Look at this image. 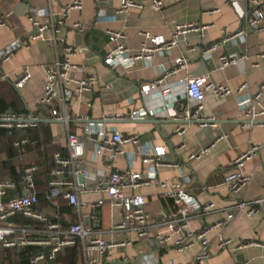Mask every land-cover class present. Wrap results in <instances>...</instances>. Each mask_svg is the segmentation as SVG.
Listing matches in <instances>:
<instances>
[{
	"label": "crops",
	"instance_id": "crops-1",
	"mask_svg": "<svg viewBox=\"0 0 264 264\" xmlns=\"http://www.w3.org/2000/svg\"><path fill=\"white\" fill-rule=\"evenodd\" d=\"M75 1H81L83 8L72 10L65 18L62 17V7ZM125 1L128 0H100L98 3L95 0H0V21L5 24L0 29V99L10 102L13 96H19L25 113L20 114L12 110L7 112L23 116L30 113L38 115L39 99L46 82V69L58 60L61 40H64L82 49L73 58V63L81 68L75 73V79L81 80L94 75L98 81L92 90L76 95L68 103L70 116L87 118L81 123L72 120L69 123L70 133L85 138L86 129L96 130L101 127L111 132L115 130L124 137H137L136 144L123 146L124 154L113 160V166L122 171L139 173L144 178L151 174L156 175L157 182H148L136 190L125 192L128 196L141 195L146 199L145 210L152 219L149 236L140 239L134 234L119 237L112 235L110 230L118 220L119 214H114L115 211L106 196H79L83 202L99 199L105 201L91 221L93 225L97 223L96 229L106 241H131L127 248L111 249L101 264H199L196 258L200 246L197 244L189 250L178 252L174 247L177 238L175 234L171 236L167 248L161 249L153 242V236L165 232L157 224L159 214L164 211L174 212L176 209L174 202L164 196V189L159 184L172 181L180 183L182 189L194 196L200 204L215 206L213 211L198 214L190 220L191 231L200 232L227 220L229 216L233 217L226 227L209 232V264H264V206L252 217H248L245 211L236 210L239 203L264 200V147L245 160L242 171L252 178L247 187L238 192H230L224 183L226 173L231 170L239 156L248 154L252 146L264 145V126L246 125L238 107L236 94L243 84L248 86L245 91L248 96L259 92L264 85V59L260 57L264 54V31L257 37L236 36L216 51L205 52L212 44L222 43L224 30L235 34L246 29L252 8L247 0H231L229 3L224 0H168L164 10L157 11L149 6L152 0H130L142 8L133 6L122 10V3ZM259 9L264 14V3ZM31 15L38 16L49 25L43 40L29 39L34 33ZM62 22L64 26H60ZM77 22L81 24L82 32L72 28ZM191 22L205 26V32H191L182 37L169 53L155 54L149 61L140 60L130 70L112 69L102 62L109 49L108 31L123 32L127 38L129 52L135 55L146 42L145 34L170 40L177 25ZM16 43L25 46L10 52L9 58L3 60L2 56ZM223 55L235 62L222 68L220 57ZM179 57L188 59V67L166 82L176 93L183 94V82L186 80L206 75H209L216 85L228 86L233 91L228 98H218L211 91L206 92L202 117L213 118L215 121L212 124H178L165 113L169 99L163 97L162 88L148 95L141 92V85L156 81ZM25 69L30 71L31 79L18 90L14 84ZM183 102L181 100L180 103ZM177 107L179 110L180 104ZM141 108L155 110L157 115L144 120L118 123L104 121L105 118L129 116ZM48 113L40 117L52 122H40L38 127L28 132L30 140L23 153V163L19 161L21 152L13 145L17 152L13 161L16 177L8 176V172L4 171L2 172L5 175L0 176V179L9 177L19 182L18 169L22 165H37L39 173L36 177V190L40 197L39 209L42 211H52L43 194L47 190L54 156L56 153H61L64 157L69 155L66 124L53 120L51 113ZM179 128L184 130V135L177 133ZM31 132L32 137H38L40 145L37 146L31 140ZM1 143L0 163L9 162ZM155 148H162L164 151L161 165L144 164L141 155L149 151L153 153ZM95 150V144L87 143L83 168L89 178L97 181L108 176L111 169L109 153L96 156ZM201 150L206 151L200 154ZM133 153L140 156L131 159ZM192 156L195 158L191 159ZM45 162L49 163L48 170L40 165ZM13 195V192L9 193V198ZM58 203L66 226L80 221L81 217L74 207L68 206L63 199ZM87 213L89 212L84 211L82 215ZM83 221L88 224L87 218ZM220 234L231 241L230 247L220 248ZM247 243H257L261 246L240 247ZM54 264H85L83 246L78 244L65 250Z\"/></svg>",
	"mask_w": 264,
	"mask_h": 264
},
{
	"label": "built area",
	"instance_id": "built-area-1",
	"mask_svg": "<svg viewBox=\"0 0 264 264\" xmlns=\"http://www.w3.org/2000/svg\"><path fill=\"white\" fill-rule=\"evenodd\" d=\"M61 1V0H57ZM97 3L100 0H95ZM168 0H152L149 6L157 11H162L166 7ZM229 3L231 0H224ZM252 8V14L247 21L246 29L239 30L235 34H230L226 30L223 32V41L220 44H212L206 49V53L216 51L226 41L236 36L257 37L264 31V14L260 7L264 0H247ZM137 6L130 0L122 3V10ZM83 3L75 1L72 4L62 7V17H66L72 10H81ZM218 12V11H216ZM30 21L34 26V33L29 37L31 41L43 40L44 33L48 29V23L42 21L38 16L31 15ZM5 24L0 21V29ZM64 26V23H60ZM72 28L82 32L80 23H74ZM206 27L198 22L181 24L175 27L173 36L170 40L164 38H155L145 34L146 42L143 44L138 54L132 55L127 46V38L123 32L108 31L109 49L102 62L112 69L123 68L130 70L137 65L140 60L149 61L155 54L169 53L182 37L191 32L203 34ZM250 30L251 32H249ZM59 32V29H57ZM250 33V34H249ZM62 47L58 60L55 64L46 69V82L43 87L41 98L39 99L38 110L40 113H30L27 116L5 112L0 114V130L19 132L18 138L14 141V148L21 152L19 161L23 163V153L29 144L28 132L39 126L42 118L49 114L55 121H62L66 124L67 141L69 155L64 157L61 153L54 156V164L49 174L47 190L44 192V198L49 203L52 211H42L39 209L40 197L36 190V177L39 173V167L35 164H25L18 169L20 173L19 182L5 177L0 179V251H11L17 255L33 250L30 254V264H54L60 254L65 250L74 248L78 244L83 246L85 255V264H101L105 255L113 248H127L131 241L128 239L119 242H108L97 231V223L93 225L95 213L100 209L105 201L102 199L93 202H83L79 199L80 194H103L111 203L114 214L118 212L119 218L111 228L112 235L126 236L134 234L140 239L149 236V228L152 222L151 216L145 210L146 199L141 195L128 196L126 190H136L148 182H157L155 174L144 178L141 174L129 171H122L113 166V160L123 155V146L129 143L136 144L137 137H124L119 132H112L101 127L99 129H86V136L81 137L70 133L69 123L75 120L79 123L87 118L70 116L68 112V103L76 95H81L86 91L92 90L97 84V77L92 75L81 80L75 79V73L81 70L78 65L73 63V58L77 55L79 47L66 43L61 40ZM25 46L16 43L2 57L3 60L9 58V53ZM264 59V54L260 56ZM235 60L226 55L220 57L221 67L225 68L234 63ZM189 61L185 57H179L174 61L173 66L164 70L162 76L156 81L141 85V92L148 95L150 92L162 88V95L169 101L165 106V113L174 122L181 124L183 122L199 121L213 123V118H203V103L205 94L211 91L218 98H228L233 91L225 85H216L209 75L186 80L183 82V94L176 93L166 82L171 77L180 74L188 67ZM31 79V73L25 69L23 74L15 82L16 89H22ZM74 87V88H73ZM247 84H243L236 92L238 97V107L246 120L248 127L254 125V122L264 121V85L259 92L253 95H245ZM183 100V103H180ZM178 104L180 109L178 110ZM157 112L152 109H138L129 116H117L116 118H105L104 121H127L144 120L153 118ZM46 120V119H43ZM102 124H100L101 126ZM264 126V125H259ZM179 135H184V130L178 129ZM87 143H93L96 146L95 155L100 156L105 152L109 153L110 174L97 181L92 180L86 174L83 168V158ZM264 147L263 144L252 146L248 154L239 156L233 163L230 171L224 178V183L230 192H238L247 187L252 178L243 173L245 160L254 155ZM206 150H201L204 153ZM164 154L162 148H155L153 153L146 152L141 155L144 164H160ZM140 156V155H139ZM137 153L131 155V159L139 157ZM195 158L192 156L191 159ZM80 178L82 181L80 182ZM84 178V180H83ZM149 180V181H148ZM164 189V196L175 204L174 212H161L158 217V226L165 230L153 236V242L159 248H167L171 241V236H177L174 247L178 252L191 249L196 244L200 246L196 261L199 264H209L211 258L209 232L213 229H221L232 221L229 216L227 220L219 222L211 228L200 232H194L189 229V222L196 215L207 214L215 209L213 204L202 205L198 200L186 193L180 183L160 182ZM14 195L9 198V193ZM63 199L67 205L74 207L79 215L78 223H71L69 226L64 224V216L60 211L58 201ZM264 206V200H254L242 202L236 205V210L245 211L248 217L259 213L260 207ZM84 211L89 213L82 215ZM84 218L88 219V224L84 223ZM18 219V221H15ZM13 220V221H12ZM219 245L221 249L230 247L231 241L219 235ZM261 246L257 243H247L240 247ZM240 264H249L248 262Z\"/></svg>",
	"mask_w": 264,
	"mask_h": 264
},
{
	"label": "trees",
	"instance_id": "trees-1",
	"mask_svg": "<svg viewBox=\"0 0 264 264\" xmlns=\"http://www.w3.org/2000/svg\"><path fill=\"white\" fill-rule=\"evenodd\" d=\"M7 110H12L16 113H25V109L22 105L21 99L19 96H13L10 102H6L3 99H0V114L7 112ZM35 132V131H34ZM19 132L13 131L12 134H9L8 131L0 130V143L5 148L9 162H1L0 163V176L5 175L2 171L8 172V176L16 177L15 167L13 165V161L17 156L16 150L13 148V142L17 139ZM31 140L35 142L38 146L40 142L38 141V137H32L31 132ZM38 143V144H37ZM40 153V152H39ZM41 154V153H40ZM42 167L45 170L49 169V163L45 162ZM52 165L50 166L51 169ZM19 180V179H18ZM33 250L28 249L26 252L22 254H15L11 251H0V264H30L29 258L30 254Z\"/></svg>",
	"mask_w": 264,
	"mask_h": 264
},
{
	"label": "water",
	"instance_id": "water-1",
	"mask_svg": "<svg viewBox=\"0 0 264 264\" xmlns=\"http://www.w3.org/2000/svg\"><path fill=\"white\" fill-rule=\"evenodd\" d=\"M41 123H50V122H52V121H47V120H41L40 121ZM119 121H113V123H118ZM193 122H196V123H198V124H200V125H204V123L203 122H199V121H193ZM185 123V122H184ZM206 124H209V123H206ZM212 124V123H211ZM254 125H264V121H257V122H254L253 123ZM82 181V179L80 178V182Z\"/></svg>",
	"mask_w": 264,
	"mask_h": 264
}]
</instances>
